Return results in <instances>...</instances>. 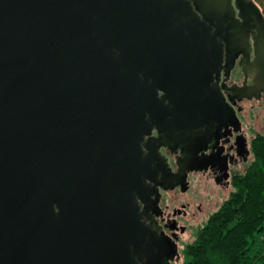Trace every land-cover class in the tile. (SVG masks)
Wrapping results in <instances>:
<instances>
[{
  "label": "water",
  "instance_id": "1",
  "mask_svg": "<svg viewBox=\"0 0 264 264\" xmlns=\"http://www.w3.org/2000/svg\"><path fill=\"white\" fill-rule=\"evenodd\" d=\"M222 86L264 92V0H0V264H162L160 146L233 119Z\"/></svg>",
  "mask_w": 264,
  "mask_h": 264
},
{
  "label": "flooded vegetation",
  "instance_id": "2",
  "mask_svg": "<svg viewBox=\"0 0 264 264\" xmlns=\"http://www.w3.org/2000/svg\"><path fill=\"white\" fill-rule=\"evenodd\" d=\"M253 58L252 48L250 59ZM245 66L240 52L228 71L221 69L216 80L228 87L249 84L252 76L246 74ZM221 93L233 107V119L215 122L210 127L204 125L198 132L207 135L205 142L186 145L180 140L160 146L168 162L169 176L176 175L180 166L184 169L182 181L178 179L172 186L159 185V195L154 196L152 214L157 235L168 240L172 248L162 264H185L187 239L194 230L191 226L197 227L200 219H209L220 199L231 194L236 177L254 158V139L263 134L258 126L264 120V92L246 96L222 86ZM153 136L161 137V132L154 130Z\"/></svg>",
  "mask_w": 264,
  "mask_h": 264
},
{
  "label": "trees",
  "instance_id": "3",
  "mask_svg": "<svg viewBox=\"0 0 264 264\" xmlns=\"http://www.w3.org/2000/svg\"><path fill=\"white\" fill-rule=\"evenodd\" d=\"M235 188L186 247L185 264H264V133Z\"/></svg>",
  "mask_w": 264,
  "mask_h": 264
},
{
  "label": "rangeland",
  "instance_id": "4",
  "mask_svg": "<svg viewBox=\"0 0 264 264\" xmlns=\"http://www.w3.org/2000/svg\"><path fill=\"white\" fill-rule=\"evenodd\" d=\"M260 122H261V124H260ZM260 122H259V126H258V129L260 130V133H264V120H260ZM232 193V192H231ZM230 196V194L229 195H225L224 196V198L222 197L221 199H220V201H219V203H218V206H215L212 210H211V213H210V215H212V213L213 212H215L216 210H218V208L222 205V203L228 198ZM208 221V219H200V224L196 227V226H191V228L193 227L194 228V230H193V233H192V235L189 237V239H187L188 241V243L186 244V247H187V245L190 243V242H192L194 239H195V237H196V234H197V232H198V230L200 229V227H202L206 222ZM185 253H186V250H185ZM187 260V256H185V261Z\"/></svg>",
  "mask_w": 264,
  "mask_h": 264
}]
</instances>
